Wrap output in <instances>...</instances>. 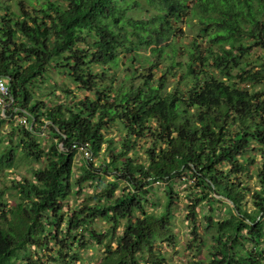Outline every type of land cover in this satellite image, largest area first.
Returning <instances> with one entry per match:
<instances>
[{"label": "trees", "instance_id": "1", "mask_svg": "<svg viewBox=\"0 0 264 264\" xmlns=\"http://www.w3.org/2000/svg\"><path fill=\"white\" fill-rule=\"evenodd\" d=\"M13 1L18 12L0 2V77L15 104L0 114V128L14 108L28 125L0 151V172L15 165L19 148L45 165L0 189V264H38L33 252L50 243L57 258L74 259L91 242L102 247L97 264H167L161 245L174 240L173 179L190 183L193 224L200 203L225 206L212 223V251L188 264H264V161L254 169L257 189L241 179L255 163L248 152L264 159V0ZM190 18L202 41H175L183 34L176 24ZM255 49L263 52L259 67L246 70L244 57ZM52 66L88 95L54 105L37 97ZM113 123L122 135L106 137ZM42 127L52 138L46 150ZM75 151L85 159L79 179ZM100 151L102 168L91 161ZM100 172L113 179L104 183ZM118 180L125 187L116 194ZM87 181L98 188L86 199L92 203L70 209L69 197ZM154 183L165 185L158 211L149 209ZM99 217L109 222L106 232L92 228Z\"/></svg>", "mask_w": 264, "mask_h": 264}, {"label": "rangeland", "instance_id": "2", "mask_svg": "<svg viewBox=\"0 0 264 264\" xmlns=\"http://www.w3.org/2000/svg\"><path fill=\"white\" fill-rule=\"evenodd\" d=\"M2 4H9L10 8L17 11L18 8L16 3L13 0H0ZM18 12V11H17ZM2 13V12H1ZM177 27L182 31L183 34L178 35L174 38L175 41H179L188 45L194 38L195 35L199 38H196L197 41L201 42L202 37L205 36V33L201 31L199 28L201 27L200 24L197 22L196 18H190L189 22H179L176 24ZM183 52V51H182ZM263 55L258 49L251 50L248 54L244 57V61L247 64H243L246 70L254 71L259 67V61L257 57ZM182 53L178 56V61L182 60ZM245 65V66H244ZM238 68L233 70L234 73H237ZM159 75V72L157 73ZM177 78L174 76L170 77L168 81L167 88L170 89L176 86ZM236 81L239 79L236 78ZM241 87L246 85L247 83H240ZM260 86L257 85L256 89H259ZM63 89H68L71 91L70 97L65 95L62 91ZM37 97H40L42 100L48 102L51 105H54L56 102H68L76 101L78 98L82 96L88 95V93L84 90H79L76 88L75 83L64 74L62 70L58 66H52L48 68L46 72V80L44 81L42 87L36 89ZM71 96H75L76 98L72 99ZM15 104L10 102L9 106L6 108V112L11 110L12 106ZM17 108L12 110V113L8 112L4 116V121L1 125V140H0V151L3 150L7 145L10 139H13V143L17 144V140L21 136V129L26 128L24 124L20 122V119L25 117V115H21L16 113ZM14 113V114H13ZM117 126L113 123L111 124V128L105 131L106 137H119L120 131H117ZM39 142L41 148L46 150L48 145L51 143L52 138L47 134L45 131V127H42V130L38 134ZM20 148L15 152V165L7 170H3L0 172V189H5L16 179H20L22 177H30L32 175L33 170L41 169L45 165V159H32V158H24L20 153ZM143 151V150H142ZM142 151H140V155L142 156ZM247 155L253 158L255 163L250 166L251 172L249 174L244 175L241 179L245 185L249 188L257 189L256 181L257 177L254 173V169L257 168L264 159L259 155H256V152H248ZM105 158V154L100 151L99 154L94 155L91 161L97 165H100L101 168L102 160ZM144 159V156H142ZM84 157L79 151H75L74 155V162H73V179H79L80 177V170L81 167L84 165ZM226 167V166H224ZM111 171V170H108ZM101 175V180L104 183H108L113 179V176L110 175V172ZM171 186L177 191V199L174 203L173 207V218H172V228L174 232V240L170 245H161V253L164 255L167 264H188V261L193 259H205L208 257L209 253L212 251V246L214 245V241L212 239V223L222 217L224 215L225 206L220 204L219 206L215 207L214 210H210V206L207 203H200L197 208V220L196 223L190 221L188 216L186 215L187 206H188V198L187 195L189 194L190 183H187L183 179H173L170 182ZM118 192L125 187L123 180H118ZM194 191V190H193ZM191 191V192H193ZM98 192L97 184L94 181L90 182L87 181L83 184V188L79 193H72L69 197L67 203L70 209L75 207H81L92 202L87 201V197L91 195H95ZM150 195L154 197V204L153 206H149L150 210L158 211V208L163 205L165 199V185L161 183H154L149 187ZM251 192V190H250ZM246 192V204L245 208L251 210L254 208L251 200V193ZM5 200L8 201L10 204L15 202L16 197L14 194H10L9 191L5 192ZM222 203H225L224 199H221ZM227 202V201H226ZM215 205H213L214 207ZM222 206V207H221ZM206 217L211 218V222L207 221ZM92 228L99 232L103 233L106 232L109 228V222L103 218H97L94 220L92 224ZM120 229V228H119ZM120 234V230L117 231ZM58 247V246H57ZM57 247L53 248L51 243L49 244L48 248H44L42 250H38L37 252H33L34 259L38 260V264H97L98 260L101 257V250L102 247L95 243H90L87 248L75 249V256L74 259L65 258L60 259L57 258L55 252L50 249H57ZM65 250L62 251L63 254ZM21 258V253L17 252ZM55 257V258H54ZM14 263L17 264H27V260H13Z\"/></svg>", "mask_w": 264, "mask_h": 264}, {"label": "built area", "instance_id": "3", "mask_svg": "<svg viewBox=\"0 0 264 264\" xmlns=\"http://www.w3.org/2000/svg\"><path fill=\"white\" fill-rule=\"evenodd\" d=\"M10 104V88H9V80L6 77H0V114H3L6 108ZM20 122L25 126L28 125L27 118L23 117L20 119ZM72 149H78L83 153L85 157H90L91 154L83 149V147H78L77 145H72Z\"/></svg>", "mask_w": 264, "mask_h": 264}]
</instances>
